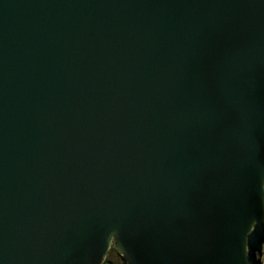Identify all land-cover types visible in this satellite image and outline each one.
Segmentation results:
<instances>
[{
  "label": "water",
  "instance_id": "1",
  "mask_svg": "<svg viewBox=\"0 0 264 264\" xmlns=\"http://www.w3.org/2000/svg\"><path fill=\"white\" fill-rule=\"evenodd\" d=\"M264 0H0V264H257Z\"/></svg>",
  "mask_w": 264,
  "mask_h": 264
},
{
  "label": "flooded vegetation",
  "instance_id": "2",
  "mask_svg": "<svg viewBox=\"0 0 264 264\" xmlns=\"http://www.w3.org/2000/svg\"><path fill=\"white\" fill-rule=\"evenodd\" d=\"M254 260L257 264H264V242L260 245V249L257 250L254 254ZM102 264H126L116 249L115 245H113L108 251L106 258Z\"/></svg>",
  "mask_w": 264,
  "mask_h": 264
}]
</instances>
